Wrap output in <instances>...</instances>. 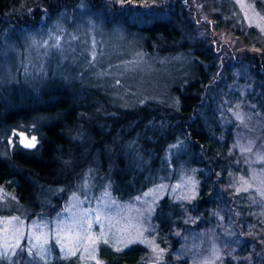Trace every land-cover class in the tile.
I'll return each mask as SVG.
<instances>
[{"label": "trees", "instance_id": "16d2710c", "mask_svg": "<svg viewBox=\"0 0 264 264\" xmlns=\"http://www.w3.org/2000/svg\"><path fill=\"white\" fill-rule=\"evenodd\" d=\"M108 1L115 7H103L104 0H0V39L8 32L33 29L42 22L44 14L47 18L85 2L101 8L108 20L137 27L148 53L190 55L196 64L195 74L173 88L170 103L149 98L134 109L110 108L104 103L100 106L93 90L62 78L39 88L23 82L0 87V131L36 119L40 132L35 149H14L7 155L0 154V186L11 191L34 214L45 205L40 187L69 186L80 173L96 165L97 174L109 178L113 196L122 201L173 180L178 175V165L189 158L187 164L196 170L198 193L191 202H176L169 196L161 199L153 217L159 246L176 248L179 232L188 226L199 230L216 225L219 215L226 221L232 216L242 228L249 221L264 233V223L249 215L248 203L245 205L233 194L235 177L247 164L234 144L236 126L226 125L229 112L225 113L217 98L214 86L220 79L217 47L211 40L209 44L203 38H195L198 33L191 22L193 13L181 0ZM118 1L134 4L135 8H120ZM219 1L210 16L213 28L233 34L243 42L247 52L250 49L246 47L251 46L261 50V55L254 54L253 59L264 68L263 32L246 22L234 0ZM250 1L264 13V0ZM142 3L153 4L143 7ZM261 75L257 70L250 81L224 83V97L230 98L233 91L232 96H237L235 100L241 101L244 110L264 117ZM170 157L175 158L173 163L167 162ZM250 241L247 235L240 255L250 251ZM252 242L256 248L250 264H264V255H258L259 249L263 254L264 249L257 239ZM99 257L105 264H147L149 250L140 243L120 251L102 245ZM65 262L55 260L49 264ZM71 262L67 264H74ZM173 264L190 262L178 259Z\"/></svg>", "mask_w": 264, "mask_h": 264}, {"label": "rangeland", "instance_id": "374dc122", "mask_svg": "<svg viewBox=\"0 0 264 264\" xmlns=\"http://www.w3.org/2000/svg\"><path fill=\"white\" fill-rule=\"evenodd\" d=\"M181 1L193 13L191 22L198 33L195 38H203L209 44L213 42L217 47L220 68V79L214 84L217 98L225 113L229 112L226 125L234 123L236 126L234 144L247 164L235 177L233 194L236 193L235 198L240 202L248 203L249 215L264 223V117L244 110L241 101L235 100L237 96H232L233 91L230 98L224 97L223 93L224 83L231 80L234 83L250 81L257 70L264 77V68L253 59L254 54L261 55V50L251 46L246 47L250 49L247 52L243 42L233 34L213 28L210 16L219 0ZM234 1L246 22L264 34V20L260 19L264 13L250 0ZM102 4L103 7H115L108 0ZM117 4L120 8H135L134 4L122 1ZM152 4H143V7ZM96 6L80 2L52 15L46 14L47 18L44 14L42 22L33 29L26 27L13 34L6 33L0 39V87L23 82L39 88L55 78H62L93 90L100 106L104 103L110 108L134 109L149 98L170 103L173 88L196 72L192 57L184 53H148L137 27L106 19L102 9ZM57 37L60 38L59 49L51 47ZM45 41L49 45L47 48L42 46ZM25 68L29 75L25 74ZM40 68L42 72L38 70ZM38 126L35 119L3 127L0 154L7 155L14 149H35L25 148L20 141L35 136L38 144ZM174 159L170 157L167 162L173 163ZM189 161V158L181 161L183 164L178 165V175L173 180L122 201L113 196L109 178L97 174L95 165L80 173L69 186L40 187L45 205L34 214L11 191L0 186V253L4 251L5 243L15 245L16 239H20V248H8L7 257L0 256V264H49L55 260H66L65 264L71 261L74 264H105L99 257L102 245L120 251L135 243L148 248L147 264H173L178 259H187L190 264H240V260L241 264H250L256 248L252 241L257 239L260 248L264 249V233L249 221L242 228L235 224L232 216L226 221L219 215L216 225L199 230L186 227L179 232L176 248L169 245L162 249L157 243L153 217L161 199L169 196L176 202H191L198 193L196 170L187 164ZM97 215L101 218L99 223L96 222ZM13 217H19V220L13 221ZM61 223L64 231L57 235V225ZM33 233L47 236L43 259L36 255L38 248L32 249L31 256L28 254V249L36 243ZM247 235L251 239L250 251L242 256L238 252ZM73 251L75 255L70 254ZM258 255H264L261 249Z\"/></svg>", "mask_w": 264, "mask_h": 264}, {"label": "snow or ice", "instance_id": "6c2138e0", "mask_svg": "<svg viewBox=\"0 0 264 264\" xmlns=\"http://www.w3.org/2000/svg\"><path fill=\"white\" fill-rule=\"evenodd\" d=\"M260 19L264 20V17H260ZM33 43H35V41H33ZM42 46L45 47V48L49 47L48 42L45 41L44 45H42ZM51 47L59 49V47H60V38L59 37H57L55 39V42L51 45ZM46 54H47V52H45V55ZM38 70L41 71V72L43 71L42 68H40ZM25 74L29 75V72H28L27 68H25ZM15 135H22V134H15ZM20 143L23 144V146L25 148L32 149V148H35L36 145H37V138L35 136L31 137V140H28L27 138H24L23 140L20 141ZM262 159H264V157H262ZM244 190L247 191V189H244ZM145 195H149V193H145ZM137 199H140V198L137 197ZM100 219H101L100 216L97 215L96 216V222L99 223ZM12 220L13 221H17V220H19V217H13ZM20 223H21V225L23 224L22 221ZM36 227L39 228L40 225H36ZM90 227H91V223H89V228ZM57 228L59 230L57 232V235H59L60 232L64 231V226H63L62 223L60 225H57ZM17 231H20V229H17ZM5 233H7V229H5ZM20 235H21V237L23 236V232L22 231L20 232ZM101 235H103V233H101ZM32 238L36 241V243H34L32 245V247L28 249V254L31 256L33 254L32 253V249H37L38 248L39 251L36 253V255L40 256L41 259H43L44 255H45V251H46L45 248H44V245L48 243L46 234L40 233L39 235H37V234L33 233L32 234ZM89 239H91V237H89ZM57 242L59 243L60 241L58 240ZM105 242H107V241H105ZM8 248H14V249L15 248H20V239L19 238L16 239L15 245H11V244L5 243L4 251L2 253H0V256L7 257ZM21 251H23V249H21ZM70 254L75 255V252L73 251Z\"/></svg>", "mask_w": 264, "mask_h": 264}]
</instances>
